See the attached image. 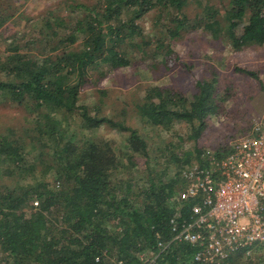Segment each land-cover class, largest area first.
<instances>
[{
	"label": "trees",
	"instance_id": "obj_1",
	"mask_svg": "<svg viewBox=\"0 0 264 264\" xmlns=\"http://www.w3.org/2000/svg\"><path fill=\"white\" fill-rule=\"evenodd\" d=\"M190 3L74 2L68 5L78 15L73 26L72 18L54 15L38 38L10 42L0 56V102L23 107L29 122L0 128V264H146L140 253L148 252L158 253L157 264H197L195 246H162L173 237L171 218H189L198 201L178 199L176 192L187 186L182 170L194 157L200 159L202 150L173 151L171 142L157 146L160 156L152 158L146 134L125 119L102 115L100 105L81 103L80 95L94 70L128 67L133 52L147 54L151 48L154 57L160 56L153 68L172 70L179 59L176 40L190 28L205 30L237 50L264 45V0H229L222 8L206 4L194 19L188 16ZM155 8L159 21L167 23L154 47L139 21ZM236 69L257 78L264 89L258 73ZM227 99L217 79H202L191 98L170 87L150 86L134 109L154 130L184 122L191 130L188 138L198 141L209 116L218 114ZM102 126L125 135L122 152L89 136ZM229 151L230 144L220 147L217 159ZM212 161L200 159L199 164ZM163 162L167 165L159 171ZM170 164L178 171L166 178ZM263 247L214 264H264L258 253Z\"/></svg>",
	"mask_w": 264,
	"mask_h": 264
},
{
	"label": "rangeland",
	"instance_id": "obj_2",
	"mask_svg": "<svg viewBox=\"0 0 264 264\" xmlns=\"http://www.w3.org/2000/svg\"><path fill=\"white\" fill-rule=\"evenodd\" d=\"M74 2L91 5L97 3V0H0V56H4L13 39L26 42L44 34L46 19H51L54 15H62L67 21L72 18L70 23L73 26V22L78 20V15L74 17L68 5ZM228 2L229 0H191L187 7L188 16L194 19L206 4L222 8ZM159 14V9L155 8L139 21L145 34L150 35L156 42L154 47L157 40L165 34L164 26L167 23L164 18L159 21ZM175 50L179 59L176 66L169 71H166L163 65L153 68L152 64L159 60L160 56L154 57L151 48L147 54L131 53L133 61L128 67L116 70L103 67L94 70L91 83L81 90V103L100 105L102 115L125 119L128 125L146 134L150 138L152 158L157 154L160 156V152L156 150L157 146L165 148L172 142L173 151L183 149L195 152L198 148L202 150L200 155L202 161L207 159L214 161L220 147L224 148L234 139L251 132L256 123H260L264 128V89L257 78L236 69L241 67L255 71L264 84V45L237 50L221 39H214L205 30L190 28L176 40ZM104 70L106 73L101 76ZM202 79L210 81L217 79L219 89L224 97L228 96V99L218 114L209 116L208 127L198 141L188 138L191 130L186 123L177 122L171 130H154L139 118L134 109V106L146 96L147 88L150 86L170 87L191 98L196 93V82ZM28 122L29 114L23 107L0 102V128L5 126L20 128ZM88 134L92 138L110 142L119 152L124 150L125 135L117 130L102 126ZM200 159L194 157L193 164H199ZM151 163L157 165L155 161ZM166 165L167 163L163 162L159 166V171ZM142 168L144 164L140 165L139 170L142 171ZM177 171L178 167L170 164L166 178L174 176ZM53 175L49 174L51 177ZM185 191L186 186L177 190L176 197L183 198ZM30 208L29 205L25 209ZM252 251L245 254H255ZM260 251L258 253L264 255V247ZM157 254L140 253L142 256L145 255V259Z\"/></svg>",
	"mask_w": 264,
	"mask_h": 264
},
{
	"label": "built area",
	"instance_id": "obj_3",
	"mask_svg": "<svg viewBox=\"0 0 264 264\" xmlns=\"http://www.w3.org/2000/svg\"><path fill=\"white\" fill-rule=\"evenodd\" d=\"M181 175L187 186L184 200H198L189 218L176 215L170 223L171 243H188L197 249V264L220 263L240 251L250 253L264 245V128L234 139L230 151L209 165L186 166ZM157 264V257L145 259Z\"/></svg>",
	"mask_w": 264,
	"mask_h": 264
}]
</instances>
